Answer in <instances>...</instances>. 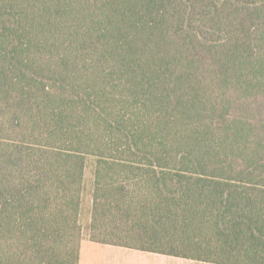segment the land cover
<instances>
[{
	"label": "trees",
	"instance_id": "obj_1",
	"mask_svg": "<svg viewBox=\"0 0 264 264\" xmlns=\"http://www.w3.org/2000/svg\"><path fill=\"white\" fill-rule=\"evenodd\" d=\"M87 235L264 264V0H0V264Z\"/></svg>",
	"mask_w": 264,
	"mask_h": 264
},
{
	"label": "crops",
	"instance_id": "obj_2",
	"mask_svg": "<svg viewBox=\"0 0 264 264\" xmlns=\"http://www.w3.org/2000/svg\"><path fill=\"white\" fill-rule=\"evenodd\" d=\"M90 217V216H89ZM79 264H215L138 247L102 243L87 235L82 241Z\"/></svg>",
	"mask_w": 264,
	"mask_h": 264
},
{
	"label": "rangeland",
	"instance_id": "obj_3",
	"mask_svg": "<svg viewBox=\"0 0 264 264\" xmlns=\"http://www.w3.org/2000/svg\"><path fill=\"white\" fill-rule=\"evenodd\" d=\"M93 169H94V162L93 159L88 160V165L86 167V198L84 202V207H83V220L84 223L86 224L89 221V216H90V209H91V191L93 187V179H94V174H93Z\"/></svg>",
	"mask_w": 264,
	"mask_h": 264
}]
</instances>
